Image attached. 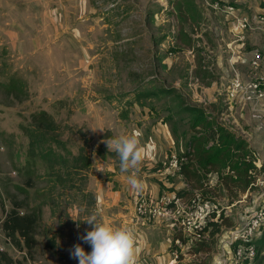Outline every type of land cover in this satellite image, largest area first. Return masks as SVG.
<instances>
[{"label": "rangeland", "instance_id": "rangeland-1", "mask_svg": "<svg viewBox=\"0 0 264 264\" xmlns=\"http://www.w3.org/2000/svg\"><path fill=\"white\" fill-rule=\"evenodd\" d=\"M63 2L0 0V217L15 203H20L19 213L40 209L36 245L31 251L14 245L9 252L14 264H79L71 256L76 244L91 252L81 238L92 229L84 220L95 213L99 222H105L95 210V195L98 189L104 193L117 189L112 171L98 172L103 162L120 167L119 156L108 149L107 141L136 127L143 142L151 125L170 112L174 117L168 125L184 144L191 131L182 105L202 99L201 88L211 81L210 72L214 77L220 73L211 64L215 48L224 61L227 54L221 50L231 35L226 21L203 0ZM252 3L233 4L253 13ZM59 6L60 19L55 12ZM255 36L247 35L245 43L262 49L264 61V38ZM20 82L23 90L17 99L7 87L14 83L21 89ZM146 92L151 94L142 96ZM39 110L54 118L55 130L35 127L31 114ZM81 155L90 159L87 168ZM182 164L184 172L181 169L174 177L183 184L175 191H185L177 194L183 202L180 216L173 234L158 230L157 243L175 236L186 239L187 227L200 220L204 201H213L221 214L215 212L211 221L219 230L213 235L199 230L178 249L176 258L172 255L176 246L171 245L174 264H209L217 234L237 222L255 187L243 190L229 175V166L215 181L206 171L187 177L191 162ZM181 223L185 232L177 228ZM149 236L155 241V235ZM4 237L0 228V243L5 244ZM260 256L251 264H264V254Z\"/></svg>", "mask_w": 264, "mask_h": 264}, {"label": "crops", "instance_id": "crops-1", "mask_svg": "<svg viewBox=\"0 0 264 264\" xmlns=\"http://www.w3.org/2000/svg\"><path fill=\"white\" fill-rule=\"evenodd\" d=\"M63 1L61 0V4L64 3ZM219 1L234 5L233 3L236 1L240 2L241 0ZM246 1L253 2L250 4L253 13L240 11L236 8L239 16H245L249 19L248 28L240 38L237 37L233 31L234 21L230 16L213 12L226 21L225 24L228 25V31L231 34L230 39L225 43L226 47L221 50L226 52L227 55L223 61L220 57L218 46L215 48L216 58L212 59L215 61L211 60L212 63H210L212 66L216 65L220 70V73L216 72L214 77L213 72H210L211 81H208L205 86L201 88L199 98L202 99H198L200 100L198 101L191 97L192 101L190 104L185 102V105H182V109L188 117V126L191 134L200 135L203 133L205 127L202 125L192 127L190 123L192 114L184 107L202 108L207 115L208 125H205L206 127L212 126L215 130L217 127H222L237 138L244 140L246 143V149H248V153L244 156V159L254 165L248 170V174L249 176H252L253 180L254 175L258 173L257 165H264V100L258 103H247L242 102L239 98L234 101H230L227 98V90L231 78L235 76V74H238L245 80L254 77H260L264 80V61H262V54L260 53L262 52V49L245 43L247 35L249 36V39H251V37H256L255 35L264 38V29L259 28V26L264 25V23L258 19V17L264 16V0ZM61 8L62 7L59 6V8L55 10L57 18H59V14H61ZM214 31L216 32V35H218V30L214 28ZM205 48L207 51L211 52V50H208L210 48L209 46H206ZM255 51H259L261 59L258 68L253 70L250 66V59ZM166 89L168 88H165V90L161 92L167 91ZM149 94L151 93L146 92L142 94V96H148ZM220 105L221 108L219 109L218 106ZM213 107L214 110H216L215 112ZM167 110L170 111V108ZM173 117L174 116L168 112V115H166L165 118L162 117L160 120L155 121L150 127L149 134L145 137V140L141 142L142 146L147 151V156L140 164L137 173L138 178L143 182V189L141 191L136 192L131 189L127 182V177L131 173L122 171L120 167L114 169L111 165L103 162L100 164L101 169L98 171L103 173L106 170L108 172L112 171L114 173V181L117 183V189L112 191L106 190L105 193L102 189H98L97 194L95 195V210L103 214L105 222H109L116 227H130L134 230L136 235V248L138 249V264H147L146 257H148L147 261H150L148 264H174V255L173 253V257L171 255V245L174 238H168L160 245L157 243L156 233L158 230L165 228L168 230V233L170 232L173 234L175 230H173V228H175V220L172 218L164 219L152 218L150 216H137L134 213L135 201L141 196H144L147 200L153 201L160 195L164 193H174L176 192L175 190H178L177 188L180 189L181 186H183V184L178 185L174 181V177H178L180 173L167 169L168 162L172 156L182 159V163L191 162V171L187 169L185 173L187 177L195 175L200 171H206V169L198 168L196 160L191 153L192 149L188 143L190 136L184 143L185 149H182L181 147L183 143L179 144V138H174L173 133L175 134L176 130L173 125L171 128L168 125L169 121H173ZM182 132H184V135L186 134L184 130H182ZM132 133H138L139 137L142 136L141 131H138L136 127L132 129ZM212 143L213 140H209L206 146L208 147ZM175 150L181 153H177ZM222 168L223 167L220 166L209 168L206 172L213 173L212 179L218 181V177L222 175ZM220 170L221 173H219ZM229 175L231 178H237V173L233 169H230ZM151 177H153L155 181H152ZM246 189L248 190V188ZM208 203H212V207H209ZM203 204L205 205L201 207L202 212L208 211L211 219L215 212L218 213L217 216H220L221 213L218 212L217 206L214 207L213 201L209 202L206 200ZM109 213H111V216H109ZM149 234H152V236L155 235V241L149 240L151 237Z\"/></svg>", "mask_w": 264, "mask_h": 264}, {"label": "built area", "instance_id": "built-area-1", "mask_svg": "<svg viewBox=\"0 0 264 264\" xmlns=\"http://www.w3.org/2000/svg\"><path fill=\"white\" fill-rule=\"evenodd\" d=\"M209 9L219 12L223 15L230 16L234 21V33L237 37H241L248 28L249 19L245 16H239L234 5L221 2L219 0H203ZM264 23V16L258 17ZM264 29V25L259 26ZM261 59V54L257 51L253 52L250 59V66L253 70L257 69ZM227 98L234 101L239 98L242 102L258 103L264 100V80L260 77H254L248 80L242 79L238 74L231 78ZM182 159L172 156L168 162V170L180 172ZM258 173L254 175V179L250 185L255 187L254 194H250V202L242 213H238L237 222L228 229L217 234L215 251L212 253V260L209 264H251L256 257L258 250L255 243L264 229V165H257ZM250 185L247 191L250 189ZM181 196L175 193H164L156 200H147L144 196L139 197L134 203V213L137 216H150L152 218H172L175 221L179 217L180 208L183 202ZM22 213V212H20ZM197 223L190 224L187 227L188 233L186 239L180 240L174 237V246L172 251L174 257L178 255V249L184 244L192 241V235L199 230L204 231V227L211 221L209 212H201ZM188 224L192 223L187 220ZM192 225V226H191ZM185 223L177 225L179 230L185 232ZM210 230H205L206 232ZM5 244L0 243V252L9 254L10 250H15L14 244L7 237H4ZM264 254V251H261Z\"/></svg>", "mask_w": 264, "mask_h": 264}, {"label": "trees", "instance_id": "trees-1", "mask_svg": "<svg viewBox=\"0 0 264 264\" xmlns=\"http://www.w3.org/2000/svg\"><path fill=\"white\" fill-rule=\"evenodd\" d=\"M20 83L21 85L19 83L18 84L21 89H17L16 86L18 85L14 83L8 85L7 87L8 92H15L14 96L17 99L21 98L17 92H22L23 90V83ZM184 108H187L192 114V118L190 119L192 127H195L196 125H202L205 127L202 134H191L188 141L192 149L191 153L196 160L198 168L206 169V171H208L209 168L229 166L230 169L236 171V180L241 183L243 190H245L251 182L248 170L254 166L251 162L244 159V156L248 153L245 141L237 138L222 127H217L216 130L212 126L206 127L205 125H208L207 115L202 108ZM31 121L38 130L53 131L57 127L54 118L45 110L33 112L31 114ZM209 140H213V143L207 147L206 145ZM98 152L99 154H102L103 150L98 149ZM109 154L113 155L115 153L114 151H111ZM81 162L85 168L90 165V159L86 155L82 156ZM185 167L186 165H181L183 172ZM184 192V190H179L174 193L181 195ZM19 205L20 203H15V206L8 210L3 219L0 217V228L3 230L5 236L9 238L15 246L20 248L25 247L28 251H31L36 245L35 232L38 221L40 220V209L33 208L29 212L20 214L16 209V206ZM208 226L210 227L209 233L212 235L215 231L219 230L218 223H215V221H209L208 225L204 227V231L208 229ZM255 243L258 253L254 260L262 257L260 256V252L264 247V229L261 236L255 240ZM52 245H54V242ZM200 249L201 248L197 249V251ZM0 264H14V261L8 253L0 252Z\"/></svg>", "mask_w": 264, "mask_h": 264}, {"label": "clouds", "instance_id": "clouds-1", "mask_svg": "<svg viewBox=\"0 0 264 264\" xmlns=\"http://www.w3.org/2000/svg\"><path fill=\"white\" fill-rule=\"evenodd\" d=\"M107 146L119 156L121 170L131 173L127 177L131 189L141 191L143 182L137 173L147 151L141 144L139 134L117 136L107 141ZM97 215L94 213L84 220L92 229L81 237L91 246V252H86L80 244H76L71 250V256L79 264H138L134 230L130 227H116L109 222H99Z\"/></svg>", "mask_w": 264, "mask_h": 264}]
</instances>
